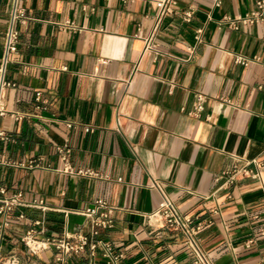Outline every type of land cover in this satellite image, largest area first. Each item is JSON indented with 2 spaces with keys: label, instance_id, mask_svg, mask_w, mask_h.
<instances>
[{
  "label": "crops",
  "instance_id": "1",
  "mask_svg": "<svg viewBox=\"0 0 264 264\" xmlns=\"http://www.w3.org/2000/svg\"><path fill=\"white\" fill-rule=\"evenodd\" d=\"M176 1L156 49L145 50L155 0H18L17 51L4 72L0 187L46 208L0 216V264L8 256L52 264L53 249L27 252L25 231L37 220L39 239L85 232L79 212L98 199L112 220L99 238L123 253L118 264H192L183 234L146 218L162 199L155 181L181 213L204 223L198 236L214 264H264V21L218 24L250 13L256 0ZM12 5H0V66ZM37 91L49 100L45 109L36 108ZM197 93L206 102L195 115ZM65 145L75 170L102 177L64 172ZM232 158L248 162L250 173L230 180ZM65 264L91 263L84 254Z\"/></svg>",
  "mask_w": 264,
  "mask_h": 264
},
{
  "label": "built area",
  "instance_id": "2",
  "mask_svg": "<svg viewBox=\"0 0 264 264\" xmlns=\"http://www.w3.org/2000/svg\"><path fill=\"white\" fill-rule=\"evenodd\" d=\"M157 5V12L153 15L154 24L150 34L145 38V50H154L157 47L155 39L160 31L161 25L165 18L173 12V8L176 5V0H155ZM220 4V0H216V5ZM193 10L189 9L183 12L182 18L184 21L189 22L192 18ZM23 11L18 6V0H13V5L9 15V23L4 35V51L2 62L0 66V116L6 113L2 99L3 93L7 86L10 84L4 80L5 66L8 61L9 55L17 51L18 44V22L22 21ZM264 21V0H256L254 9L242 17L231 18L224 16L219 20V25L226 24L227 26L238 29L240 23H259ZM202 29H197L195 34V40L201 41ZM236 62L241 65H247L249 60L238 56ZM35 101L37 109H45L49 103L41 91L35 93ZM206 97L197 93L194 96V102L191 114H199L204 110ZM18 118L17 116L15 117ZM71 127V124H67ZM3 133L0 132V136ZM60 159L63 162V171L69 174H75L79 176H88L93 178H101L102 175L89 168H80L75 170L70 162V148L63 146L58 149ZM232 168L225 175H229L231 180L238 173L247 174L250 173L246 169V165L239 166L240 159L232 158ZM154 187L157 188L162 199L158 208L146 215L148 222L153 218L157 221L160 228L170 231L180 232L183 234V244L189 249L193 255L192 264H214L211 257L204 250L201 245L198 233L203 228V222L197 215H187L181 213L171 200L162 192L161 187L157 181L154 182ZM31 207L45 209L42 201L33 200L32 202H26L23 198L22 192H13L8 194L4 187H0V216H6L12 213L16 208ZM108 204L103 199H98L94 202L93 206L87 207L81 212L85 218L87 230L82 233L68 234L63 233L57 236H49L45 239H39L38 236L44 233L41 221H34L31 227H29L23 236L24 246L28 253L36 255L39 252L47 249L55 250V255L52 264H65L68 257L72 255H84L90 259L91 264H97L96 259L100 258L103 264H118L122 259L123 253L115 251L112 244L108 241L99 238L100 232L103 229L110 228L112 226V220L108 215ZM19 219H24L25 215L20 213ZM3 225H7L4 221ZM264 234V229L262 230ZM1 264H22L16 256L6 257Z\"/></svg>",
  "mask_w": 264,
  "mask_h": 264
},
{
  "label": "water",
  "instance_id": "3",
  "mask_svg": "<svg viewBox=\"0 0 264 264\" xmlns=\"http://www.w3.org/2000/svg\"><path fill=\"white\" fill-rule=\"evenodd\" d=\"M1 2H2V0H0V5H1Z\"/></svg>",
  "mask_w": 264,
  "mask_h": 264
}]
</instances>
